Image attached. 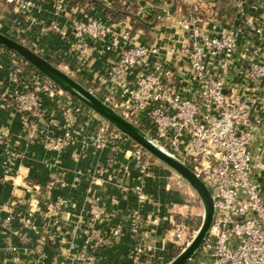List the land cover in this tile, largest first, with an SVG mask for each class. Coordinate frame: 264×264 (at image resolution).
Masks as SVG:
<instances>
[{"label":"built area","instance_id":"1","mask_svg":"<svg viewBox=\"0 0 264 264\" xmlns=\"http://www.w3.org/2000/svg\"><path fill=\"white\" fill-rule=\"evenodd\" d=\"M50 1L56 13L71 17L73 9L67 8V0ZM3 2L12 7L17 36L26 30L39 37L62 33L32 16L34 0ZM243 2L238 0V12H242ZM254 7L245 25L249 33L261 37L264 0H255ZM178 8L185 11L180 23L189 35L166 54L185 67L186 76L180 77L174 71L156 45L133 43L129 30L115 32L107 22L90 15L70 22L76 61L86 69L96 53H114V62L100 76L107 86L100 99L142 131L150 126V138L187 165L209 190L214 216L200 248L185 264H264V90L256 85L253 91L263 92L261 97L237 95L227 91L225 85L226 75L239 56L247 61L246 81L264 84V52L250 41L239 51L241 45L230 32L209 34L204 23L201 26L193 0H179ZM6 52L0 47V58ZM9 64L8 80H25L24 89L9 101L20 115L22 131L27 139L44 143L60 156L73 142L78 119L87 114L44 77L25 73L12 53ZM85 88L95 94L93 86ZM52 91L67 97L60 108L63 132L58 135L44 134L34 120L42 115L41 94ZM89 141L95 150L107 144L130 145L129 154L141 175L149 174L152 164L145 152L107 123L98 122ZM0 147L7 154L13 153L1 129ZM24 189L30 192L29 185ZM64 206L65 200L57 198L46 202L44 208L46 214L58 217ZM89 215L93 224L103 218L96 205L90 208ZM170 223L176 246L186 245L197 230L185 237L182 225L172 219ZM130 231L133 244L124 264H150L154 248L139 235L137 224ZM119 233L120 228L114 227L111 235L104 238L93 228L87 241L97 250L113 242ZM86 259L92 260L93 254Z\"/></svg>","mask_w":264,"mask_h":264},{"label":"crops","instance_id":"2","mask_svg":"<svg viewBox=\"0 0 264 264\" xmlns=\"http://www.w3.org/2000/svg\"><path fill=\"white\" fill-rule=\"evenodd\" d=\"M34 1L32 16L42 24L56 26L61 34L39 37L26 30L17 36L12 7L3 0L0 32L18 38L84 87L93 86L98 98L107 89L100 76L114 62L115 55L96 53L86 69L77 63L70 22L84 15L107 22L115 32L129 30L133 43L156 45L174 71L180 77L186 76L185 67L166 54L189 35L180 23L185 11L178 8L179 0H127L135 5V12L117 18L106 14V10H114L113 0H67V8L73 9L70 18L56 13L50 0ZM237 3L238 0H193V7L209 34L230 32L241 45L239 51L250 41L264 52V28L263 36L256 37L245 25L246 16L254 12L255 0H244L242 12H238ZM133 18L139 21L134 28ZM9 59L8 51L0 58V129L13 149L12 154H7L0 147V264H124L133 244L130 229L135 224L139 235L154 248L150 264H166L173 250L172 216L190 214L201 219V205L185 203L184 196L192 198V194L167 168L152 163L149 174L142 176L129 154L130 145L107 144L95 150L85 137L88 129L83 128L82 117L75 125L72 144L60 156L44 143L27 139L19 113L9 105L12 97L24 89L25 80H8ZM246 66L245 59L236 58L225 78L227 91L261 97L264 91L255 93L253 88L258 85L264 90V84L246 81ZM66 99L56 91L41 94L42 115L34 118L41 132H63L60 108ZM145 128V134L153 135L150 126ZM26 185L30 192L24 191ZM57 198L65 200L59 216L46 214V202ZM95 205L103 218L93 224L89 212ZM114 227L120 228L118 237L94 250L87 241L89 230L94 228L105 238ZM89 254H93L92 260L86 259Z\"/></svg>","mask_w":264,"mask_h":264},{"label":"water","instance_id":"3","mask_svg":"<svg viewBox=\"0 0 264 264\" xmlns=\"http://www.w3.org/2000/svg\"><path fill=\"white\" fill-rule=\"evenodd\" d=\"M0 47L18 56L52 85L62 90L85 108L98 115L112 128L131 140L144 152L158 160L194 192L202 209L200 224L191 240L166 264H185L191 259L207 235L214 216L213 200L209 190L192 170L177 158L165 152L145 132L90 92L82 84L57 68L30 48L0 32ZM264 201V199H263Z\"/></svg>","mask_w":264,"mask_h":264},{"label":"trees","instance_id":"4","mask_svg":"<svg viewBox=\"0 0 264 264\" xmlns=\"http://www.w3.org/2000/svg\"><path fill=\"white\" fill-rule=\"evenodd\" d=\"M76 1V0H74ZM111 7L114 10H106V14L110 17L117 18L125 16L126 14H133L135 12V5L132 3H129L127 0H113L111 3ZM133 28L136 25H139V21L136 18H133ZM140 25H142L140 23ZM144 26V25H143ZM18 62L21 65V67L24 69L25 73H33L35 75L41 76L39 73H37L30 65H28L24 60L20 59L18 56ZM73 100V98H71ZM84 109V108H83ZM195 202H194V201ZM184 201L186 204H197L200 205L199 200L197 198H190L188 196H184ZM173 222L176 224H180L184 228L185 237H189L193 231H195L200 223V219L197 216L194 215H181V214H174L173 216ZM179 248H173L171 257L174 256V254L178 251Z\"/></svg>","mask_w":264,"mask_h":264},{"label":"rangeland","instance_id":"5","mask_svg":"<svg viewBox=\"0 0 264 264\" xmlns=\"http://www.w3.org/2000/svg\"><path fill=\"white\" fill-rule=\"evenodd\" d=\"M67 95V94H66ZM68 97H69V99L72 101V102H75V103H77V104H79V105H81L83 108H84V111H85V114H87V116L86 115H83V117L81 118V120H83L84 122H82L83 123V128H85V129H88V132H87V136H85V137H87V138H89L90 137V134H92L93 132H94V129H95V126H96V124L98 123V122H104V123H106L104 120H102L98 115H96L95 113H93L92 111H90V110H88L87 108H85L81 103H79L78 101H76V100H72L71 99V97L69 96V95H67ZM87 111H89V113H87ZM80 119H78V121H79ZM110 126V125H109ZM111 127V126H110ZM85 129H83V132H84V130ZM132 142V141H131ZM133 143V142H132ZM134 144V143H133ZM145 154H146V156H147V158H148V160H149V162L152 164V163H155V164H158L159 166H162L163 168H166L163 164H161L158 160H156L155 158H153L152 156H150L148 153H146L145 152ZM152 166V165H151ZM151 169V168H150ZM167 170H168V172H170V174L172 175V176H174L175 178H177L176 177V175L173 173V172H171L168 168H167ZM179 180L181 181V183L183 184V186L187 189V192H189L190 194H192V195H190V196H192V198H197L196 197V195L194 194V192L188 187V185L185 183V182H183L180 178H179ZM188 196V195H187ZM198 199V198H197ZM195 202V201H194ZM181 207V210L184 212V207L182 208V206H180ZM200 224V223H199ZM185 246V244H183V245H181V246H176V245H173V248H179L178 249V251L174 254V256L183 248ZM174 256H172V257H174Z\"/></svg>","mask_w":264,"mask_h":264}]
</instances>
